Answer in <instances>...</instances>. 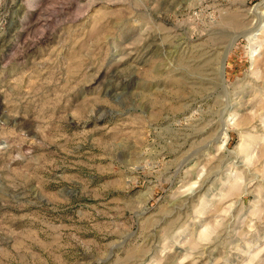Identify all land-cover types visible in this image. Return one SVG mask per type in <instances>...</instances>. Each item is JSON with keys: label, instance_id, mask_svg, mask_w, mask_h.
<instances>
[{"label": "rangeland", "instance_id": "374dc122", "mask_svg": "<svg viewBox=\"0 0 264 264\" xmlns=\"http://www.w3.org/2000/svg\"><path fill=\"white\" fill-rule=\"evenodd\" d=\"M0 264H264V0H0Z\"/></svg>", "mask_w": 264, "mask_h": 264}]
</instances>
